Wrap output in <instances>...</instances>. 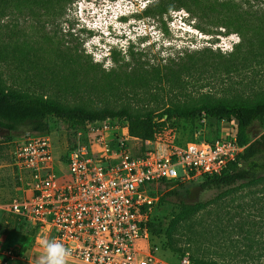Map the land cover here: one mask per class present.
<instances>
[{
  "label": "rangeland",
  "instance_id": "rangeland-1",
  "mask_svg": "<svg viewBox=\"0 0 264 264\" xmlns=\"http://www.w3.org/2000/svg\"><path fill=\"white\" fill-rule=\"evenodd\" d=\"M179 1L193 5L175 7ZM142 62L153 68L141 69ZM0 86L64 106L140 114L254 103L264 99V0H0ZM51 123L47 135L60 158L83 148L93 154L103 146L100 138L112 153L110 140L129 133L123 119L90 122L77 131L61 120ZM236 132L235 120L200 116L174 120L157 136L183 144ZM8 134L0 128V251L18 248L24 264H40L43 246L2 209L26 184ZM250 134L257 138L264 127L254 125ZM129 147L137 158L146 155L139 141L130 139ZM201 181H184L176 195L165 196L170 188L163 183L148 190L150 220L163 230L152 237L160 247L157 256L168 262L175 261L174 253L202 264H264V180L215 199L180 220L167 237L181 202L211 200L221 192Z\"/></svg>",
  "mask_w": 264,
  "mask_h": 264
},
{
  "label": "built area",
  "instance_id": "built-area-1",
  "mask_svg": "<svg viewBox=\"0 0 264 264\" xmlns=\"http://www.w3.org/2000/svg\"><path fill=\"white\" fill-rule=\"evenodd\" d=\"M129 138L143 143L145 156L133 155ZM97 140L103 146L93 154L83 148L60 158L54 156L47 134L9 139L10 153L25 173L26 184L2 209L19 216L25 235L36 243L52 240L70 248L68 261L193 264L189 256L172 253L174 262L157 256L160 247L153 243L146 207L148 186L162 179L184 182L221 174L247 144H241L235 133L214 139L197 136L182 144L119 132L110 140L115 143L111 153L109 142ZM24 262L18 248L0 251V264Z\"/></svg>",
  "mask_w": 264,
  "mask_h": 264
},
{
  "label": "trees",
  "instance_id": "trees-1",
  "mask_svg": "<svg viewBox=\"0 0 264 264\" xmlns=\"http://www.w3.org/2000/svg\"><path fill=\"white\" fill-rule=\"evenodd\" d=\"M174 5L175 7L184 6L190 10L193 4L179 1ZM164 67L166 65H157L160 71L165 69ZM140 68L150 70L153 67L148 62H142ZM200 116H209L228 122L235 120L237 123L236 137L241 144H247V146L236 160L229 163L228 168L221 174L201 176L202 187L207 189L215 188L221 190V192L211 200H200L194 203L181 202L179 211L172 218L166 230V235L169 238L180 220L204 209L215 199L231 191L264 180V134L257 138H252L250 134V129L254 125L264 127V99L254 103H201L191 107L168 108L160 114H154L153 112L140 114L132 113L127 109L113 110L103 108L91 110L82 106H64L43 96L8 91L0 86V128L8 131V140L31 133L49 134L52 128V119L68 123L74 131L94 121L123 119L127 122L128 131L131 136L147 140L155 138L174 120H193ZM157 183H163L170 188L164 194L165 196H169L176 195V186L183 182L179 179H162ZM152 186L153 184H150L148 186L149 189ZM9 214L13 216L15 223L24 229L25 222L19 216L12 213ZM149 225L154 237L163 232L162 228L157 226L152 220H150ZM192 262L193 264H202L199 261Z\"/></svg>",
  "mask_w": 264,
  "mask_h": 264
},
{
  "label": "clouds",
  "instance_id": "clouds-1",
  "mask_svg": "<svg viewBox=\"0 0 264 264\" xmlns=\"http://www.w3.org/2000/svg\"><path fill=\"white\" fill-rule=\"evenodd\" d=\"M45 254L40 264H67V258L71 255V249L64 244L52 240L41 241Z\"/></svg>",
  "mask_w": 264,
  "mask_h": 264
}]
</instances>
